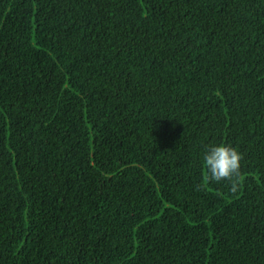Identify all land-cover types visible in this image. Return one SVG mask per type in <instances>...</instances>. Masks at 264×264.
<instances>
[{"label":"trees","instance_id":"obj_1","mask_svg":"<svg viewBox=\"0 0 264 264\" xmlns=\"http://www.w3.org/2000/svg\"><path fill=\"white\" fill-rule=\"evenodd\" d=\"M0 264H264V0H0Z\"/></svg>","mask_w":264,"mask_h":264},{"label":"clouds","instance_id":"obj_2","mask_svg":"<svg viewBox=\"0 0 264 264\" xmlns=\"http://www.w3.org/2000/svg\"><path fill=\"white\" fill-rule=\"evenodd\" d=\"M241 153L227 144L212 145L204 147L202 166L203 178L201 187L215 183H227L230 191L235 194L242 180Z\"/></svg>","mask_w":264,"mask_h":264}]
</instances>
